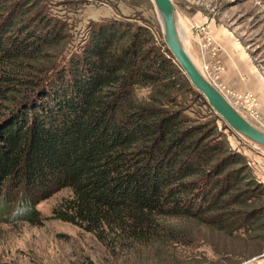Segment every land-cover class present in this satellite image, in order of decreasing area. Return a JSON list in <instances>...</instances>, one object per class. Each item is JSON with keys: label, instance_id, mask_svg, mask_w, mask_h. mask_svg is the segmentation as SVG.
Here are the masks:
<instances>
[{"label": "trees", "instance_id": "1", "mask_svg": "<svg viewBox=\"0 0 264 264\" xmlns=\"http://www.w3.org/2000/svg\"><path fill=\"white\" fill-rule=\"evenodd\" d=\"M40 2L0 0V214L9 203L2 189L19 188L22 208L12 212L24 216L36 214L35 200L68 189L55 218L124 264H175L161 260L184 244L177 222L225 235L253 230L264 208L245 209L263 191L224 140L185 126L175 98L197 94L163 44L107 21L62 63L52 52L64 26ZM135 87L149 88V102L136 100Z\"/></svg>", "mask_w": 264, "mask_h": 264}, {"label": "rangeland", "instance_id": "2", "mask_svg": "<svg viewBox=\"0 0 264 264\" xmlns=\"http://www.w3.org/2000/svg\"><path fill=\"white\" fill-rule=\"evenodd\" d=\"M170 1L177 12L185 50L198 70L202 61L221 67L222 70L209 81L211 84L214 82L215 85H212L215 88L223 86L219 76L224 68L218 57L221 49L214 40L209 46L199 48V45H205L204 37L208 35L212 39L207 24L225 31L237 41L264 82V0ZM40 6H43L46 17L64 26V43L52 52L62 63L79 52L94 24L107 21L140 27L144 29L141 31L142 40L162 43L159 20L149 0H41ZM190 26H204L205 29L196 35L192 29L190 33ZM133 93L137 101L149 102V88L135 87ZM196 94L179 92L173 108L186 117L185 126L199 125L201 134L224 140L229 152L242 156L248 175L263 191V195L248 203L245 210H262L264 151L255 149L232 133L209 109L200 94ZM262 99L261 107L256 99V119L248 121L264 132V96ZM15 189L19 190L17 187ZM16 190H1V193H6L9 203L0 214V264H124L122 259L109 255L94 237L77 226L55 218L54 209L70 196L68 189H55L42 199L35 200L33 209L36 214L25 216L23 212L19 214L18 210L12 212L14 208H22L17 206ZM261 212V217L253 223V230L245 234L238 231L225 235L221 231V235L215 228L202 227L196 222L174 223L182 225L176 226L180 227L179 231L181 228L186 231L181 234L184 244L173 247L175 250L173 252L171 249V257L167 256L164 261L160 259L164 256H158L154 250L149 251V256L164 263L172 260L175 264H229L225 262L229 257L230 260L244 258L239 263L230 264H264V210ZM259 247L262 249L259 254L247 258L248 253L257 251ZM134 258L138 264L139 259Z\"/></svg>", "mask_w": 264, "mask_h": 264}, {"label": "water", "instance_id": "3", "mask_svg": "<svg viewBox=\"0 0 264 264\" xmlns=\"http://www.w3.org/2000/svg\"><path fill=\"white\" fill-rule=\"evenodd\" d=\"M159 20L162 44L191 88L204 99L209 109L241 140L264 151V132L245 119L197 70L184 51L177 31V12L170 0H149Z\"/></svg>", "mask_w": 264, "mask_h": 264}, {"label": "crops", "instance_id": "4", "mask_svg": "<svg viewBox=\"0 0 264 264\" xmlns=\"http://www.w3.org/2000/svg\"><path fill=\"white\" fill-rule=\"evenodd\" d=\"M205 22H202L203 24ZM207 24V23H206ZM208 32L212 40L221 49L219 54L223 63V71L220 74V83L224 88L235 92H245L254 96L261 107L263 102L264 82L257 71L250 64L247 55L240 48L237 41L221 29H215L207 24Z\"/></svg>", "mask_w": 264, "mask_h": 264}, {"label": "built area", "instance_id": "5", "mask_svg": "<svg viewBox=\"0 0 264 264\" xmlns=\"http://www.w3.org/2000/svg\"><path fill=\"white\" fill-rule=\"evenodd\" d=\"M191 29L194 30L195 34H199L202 32L205 27L204 26H199L197 28L190 26V33ZM205 39V45H199V48L201 47H206L209 46L210 43L212 42V39L207 35L204 37ZM203 40V39H202ZM204 41V40H203ZM200 42V43H203ZM200 72L202 75L210 81L212 76L214 75L216 77V74L219 73L222 69L220 66H218L216 63H209V62H204L199 66ZM213 82V80H212ZM213 85L214 82L212 83ZM217 90L222 94V96L247 120L250 119H256L257 117V108L258 104L256 102V99L248 94H239L236 92H232L224 88V86H217Z\"/></svg>", "mask_w": 264, "mask_h": 264}, {"label": "bare ground", "instance_id": "6", "mask_svg": "<svg viewBox=\"0 0 264 264\" xmlns=\"http://www.w3.org/2000/svg\"><path fill=\"white\" fill-rule=\"evenodd\" d=\"M175 20H176V24H177V31H178V33H179V35H180V39H181L182 37H181L180 31H179V27H178V23H179V19H178V17L175 18ZM183 41H184V40L181 39V44H182V46H183V48H184L185 53H186L187 56L189 57V59H190V61L192 62L193 66L198 70V68L196 67V65L193 63L194 61L192 60V58L189 56V54H188L187 51L185 50V45H184L185 43H184ZM199 70H200V69H199Z\"/></svg>", "mask_w": 264, "mask_h": 264}]
</instances>
